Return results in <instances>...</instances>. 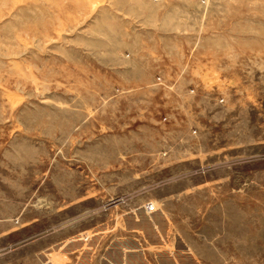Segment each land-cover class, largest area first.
<instances>
[{
    "label": "rangeland",
    "instance_id": "obj_1",
    "mask_svg": "<svg viewBox=\"0 0 264 264\" xmlns=\"http://www.w3.org/2000/svg\"><path fill=\"white\" fill-rule=\"evenodd\" d=\"M116 1L0 0V264H161L179 229L181 264H264V0L181 84L131 80Z\"/></svg>",
    "mask_w": 264,
    "mask_h": 264
},
{
    "label": "crops",
    "instance_id": "obj_2",
    "mask_svg": "<svg viewBox=\"0 0 264 264\" xmlns=\"http://www.w3.org/2000/svg\"><path fill=\"white\" fill-rule=\"evenodd\" d=\"M201 1H116L121 3L118 6L120 11L128 13L123 14V17L143 20L140 26L131 30L128 44L124 46L132 58L130 66L133 82H153L156 75L170 84L203 82L209 76L207 68L210 69L205 61L212 57L223 61L232 60L239 48L249 49L251 39L248 33H235L233 26L222 24L221 19L228 18V14L232 13V0H205L206 5ZM216 4L224 5L218 8ZM260 43L264 44V39ZM179 230L175 235L180 250L159 256V263L181 264ZM102 263L148 264L140 252L127 258L120 252L110 262Z\"/></svg>",
    "mask_w": 264,
    "mask_h": 264
},
{
    "label": "built area",
    "instance_id": "obj_3",
    "mask_svg": "<svg viewBox=\"0 0 264 264\" xmlns=\"http://www.w3.org/2000/svg\"><path fill=\"white\" fill-rule=\"evenodd\" d=\"M148 209H149V211L155 210L154 206H150Z\"/></svg>",
    "mask_w": 264,
    "mask_h": 264
}]
</instances>
